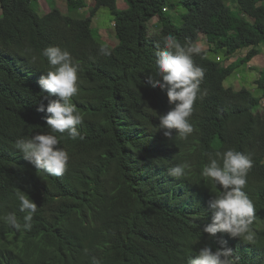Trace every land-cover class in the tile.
I'll return each mask as SVG.
<instances>
[{
	"label": "trees",
	"instance_id": "obj_1",
	"mask_svg": "<svg viewBox=\"0 0 264 264\" xmlns=\"http://www.w3.org/2000/svg\"><path fill=\"white\" fill-rule=\"evenodd\" d=\"M33 1L0 0V264H187L203 246H219L202 229L211 222L208 200L220 189L200 173L209 154L230 148L254 160L245 189L256 208L254 238L218 235L240 264H264V113L256 111L262 97L224 84L260 54L264 0H180L186 10L181 24L164 11L178 6L170 0H125L124 9L117 0H93L89 15L79 12L86 0H67L69 13L53 5L44 15ZM102 7L114 17L115 46L95 35ZM155 17L162 27L151 34ZM201 33L226 58L242 49L247 54L231 65L210 56L215 49L194 57L205 70L201 89L207 94L194 104L192 135L168 140L156 129L158 114L172 105L165 91L148 83L157 71L155 52L169 34L196 44ZM48 46L67 49L82 68L73 103L84 117L78 126L84 138L56 133L70 156L63 176L37 173L14 147L18 139L50 131L46 114L37 111L48 103L37 83L50 70L41 55ZM101 46L111 55L100 54ZM255 82L264 95V70ZM185 161L187 177L168 175ZM17 191L37 203L30 231L2 219L15 212L23 222Z\"/></svg>",
	"mask_w": 264,
	"mask_h": 264
},
{
	"label": "clouds",
	"instance_id": "obj_2",
	"mask_svg": "<svg viewBox=\"0 0 264 264\" xmlns=\"http://www.w3.org/2000/svg\"><path fill=\"white\" fill-rule=\"evenodd\" d=\"M164 47L157 49L156 75H149L148 83L152 88L166 92L169 105L166 113L158 114L159 131L165 138L174 137L187 140L194 132L190 118L194 112L197 99L206 95L201 89L205 70L197 65L194 57L201 55L204 49L191 41L182 44L174 35L163 38ZM102 55H111L110 49L101 46ZM30 53V60L36 63L38 57ZM41 55L47 59L50 70L42 74L37 83L41 93L48 95L47 105L41 103L37 111L45 113V123L50 130L47 133L37 132L30 138L18 139L14 147L35 168L37 173L52 176H63L69 167V153L61 147V140L56 133L64 134L71 140L83 139L78 126L84 122V117L73 103V97L78 96L80 89L81 65L67 49L60 46H48ZM54 96L55 99H48ZM254 164L250 153L246 154L235 149L209 154V162L202 168L200 175L205 181L216 185L220 190L208 200V210L211 212V222L204 225L202 231L215 237L218 247L205 245L198 253L190 257L187 264H240V258L229 246L228 240L218 234L224 233L233 239L253 241L251 225L256 218V208L245 191L247 176ZM191 165L185 161L170 167L168 175L180 179L187 177ZM19 212L23 213L22 221L15 212H9L2 217L10 228L20 231H30L32 220L37 213V203L25 191H17ZM93 264H99L94 259Z\"/></svg>",
	"mask_w": 264,
	"mask_h": 264
},
{
	"label": "rangeland",
	"instance_id": "obj_3",
	"mask_svg": "<svg viewBox=\"0 0 264 264\" xmlns=\"http://www.w3.org/2000/svg\"><path fill=\"white\" fill-rule=\"evenodd\" d=\"M87 6L79 9V12L84 15L90 14V7L94 5L93 0H86ZM171 2H176L177 7L170 6L166 10L167 16H170L175 23L181 24L183 21L182 14L186 11L183 6H179L180 0H170ZM231 3V2H230ZM117 4L120 8L124 9L128 7V4L125 0H117ZM53 5L59 7L63 13H69L67 0H34L32 2V7L41 15H44L50 12ZM233 5V4H232ZM233 10L237 12V8L233 5ZM2 14V8L0 5V15ZM93 26L95 28V35L97 38L101 39L105 44L109 46H115L118 43V39L115 33V22L114 17L110 13L109 9L102 7L99 13L94 17ZM150 33L154 34L159 31L162 27L161 22L158 17L152 19L149 24ZM196 45L201 46L203 49L211 52L215 49V44L211 43L208 40V36L204 33H201L199 38L196 41ZM260 54H258L253 60L248 63L242 64L239 67H236L235 71L224 81L225 87H234L235 89H241L247 87L251 89L256 95L262 97L261 104L256 110L260 113H264V95L263 92L258 90L256 86V79L259 78L261 70H264V43L260 46ZM216 50V49H215ZM209 53L210 56L221 60L225 65L234 64L238 58H241L247 54V50H240L236 55L226 58L224 51L216 50Z\"/></svg>",
	"mask_w": 264,
	"mask_h": 264
},
{
	"label": "built area",
	"instance_id": "obj_4",
	"mask_svg": "<svg viewBox=\"0 0 264 264\" xmlns=\"http://www.w3.org/2000/svg\"><path fill=\"white\" fill-rule=\"evenodd\" d=\"M167 8H165V10H166Z\"/></svg>",
	"mask_w": 264,
	"mask_h": 264
},
{
	"label": "crops",
	"instance_id": "obj_5",
	"mask_svg": "<svg viewBox=\"0 0 264 264\" xmlns=\"http://www.w3.org/2000/svg\"><path fill=\"white\" fill-rule=\"evenodd\" d=\"M255 58V57H254Z\"/></svg>",
	"mask_w": 264,
	"mask_h": 264
}]
</instances>
